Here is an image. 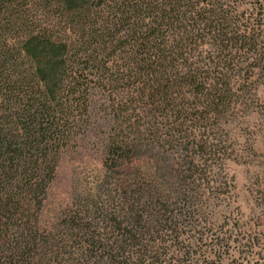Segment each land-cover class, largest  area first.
Here are the masks:
<instances>
[{
    "label": "trees",
    "instance_id": "obj_1",
    "mask_svg": "<svg viewBox=\"0 0 264 264\" xmlns=\"http://www.w3.org/2000/svg\"><path fill=\"white\" fill-rule=\"evenodd\" d=\"M248 2L0 0V264H33L22 258L36 246L32 202L84 147L116 186L90 199L104 225L66 223V264L189 260L211 230L207 201L177 167L154 200L139 168L163 161L177 132L189 159L211 149L205 132L264 68V0Z\"/></svg>",
    "mask_w": 264,
    "mask_h": 264
},
{
    "label": "rangeland",
    "instance_id": "obj_2",
    "mask_svg": "<svg viewBox=\"0 0 264 264\" xmlns=\"http://www.w3.org/2000/svg\"><path fill=\"white\" fill-rule=\"evenodd\" d=\"M242 7L251 9L248 0ZM245 88L243 98L234 100L215 133L205 132L211 149L198 150L199 154L189 159L194 150L185 148L187 141L183 139L181 143L177 132L166 145L163 161L156 163L147 156L141 162V174L146 179L152 175L154 200L159 199L162 188L178 182L174 176L178 174L177 167L190 183L193 181L189 185L196 189L199 199L207 201L203 214L211 230L205 240L192 244L185 264H264V68L255 69ZM188 134V140L200 137L198 128ZM81 149L76 160H64L58 176L51 185L49 177L47 189L37 195L36 205L32 202L36 246L22 256L26 263L70 261L71 249L59 242L66 235V223L74 216L81 219L79 223L104 225L101 212L90 204V199L100 194L98 188L110 189L114 194L116 179L106 175L97 151ZM211 233L225 238L223 245H206ZM50 240H55L53 245ZM57 244L62 250L55 247Z\"/></svg>",
    "mask_w": 264,
    "mask_h": 264
}]
</instances>
